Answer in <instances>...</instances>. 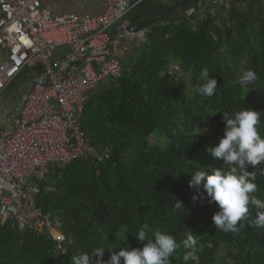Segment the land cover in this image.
Segmentation results:
<instances>
[{
	"label": "trees",
	"instance_id": "1",
	"mask_svg": "<svg viewBox=\"0 0 264 264\" xmlns=\"http://www.w3.org/2000/svg\"><path fill=\"white\" fill-rule=\"evenodd\" d=\"M166 20L149 26L147 45L137 50L120 79L88 95L83 129L92 145L109 150L110 158L76 160L51 171L40 184L38 206L60 218L67 254L56 250L45 228L21 232L10 221L0 224V264H71L72 256L97 247L105 249L107 262L125 247L120 229H127L129 247L143 248L147 241L133 236L145 224L149 238L166 231L181 244L172 264H185L182 241L189 230L199 240V264H264V228L246 224L238 233L218 230L212 222L218 205L208 202L202 186L203 201H194L196 189L188 184L194 171L204 167L212 174L224 166L207 151L224 135L217 112L254 108L261 113L258 131L264 137V0L253 8L234 4L226 15ZM242 59L245 71L258 76L243 87L232 71ZM174 65L181 69L178 78L169 75ZM204 68L218 81L212 97L194 91L203 83ZM197 127L209 131L197 135ZM158 133L165 146L155 142ZM248 170L255 171V195L264 200V164ZM175 198L185 208L174 211Z\"/></svg>",
	"mask_w": 264,
	"mask_h": 264
},
{
	"label": "built area",
	"instance_id": "2",
	"mask_svg": "<svg viewBox=\"0 0 264 264\" xmlns=\"http://www.w3.org/2000/svg\"><path fill=\"white\" fill-rule=\"evenodd\" d=\"M46 0H0V99L19 78L29 88L0 110V224L21 232L45 228L55 248L67 252L60 218L38 206L41 182L76 160L110 158L92 145L82 125L91 91L124 73L121 52L144 48L151 27L134 24L129 13L147 0H106L103 13L58 14ZM187 16L226 13L236 0H194ZM168 20L159 21L165 25ZM179 66L169 75L178 78ZM0 107H7L3 103Z\"/></svg>",
	"mask_w": 264,
	"mask_h": 264
},
{
	"label": "clouds",
	"instance_id": "3",
	"mask_svg": "<svg viewBox=\"0 0 264 264\" xmlns=\"http://www.w3.org/2000/svg\"><path fill=\"white\" fill-rule=\"evenodd\" d=\"M199 79L203 83L194 91L203 97H212L217 90V79L210 75L207 68L201 70ZM257 79L256 72L249 69L243 72L238 83L243 87ZM217 113L222 114L225 124L224 135L217 146L209 147L207 151L212 157L222 160L224 166L214 169L212 174H208L202 167L203 170H196L190 175L189 187L196 189L197 193L192 199L202 202L206 193L208 202L218 205L212 222L224 233H238L246 224L264 228V200L255 195L259 190L255 182V171L248 170L264 164V137L258 131V126L262 123L261 113L252 107L234 113L228 111ZM197 129V135L208 131L207 128ZM201 186L204 193L200 192ZM182 208H185L183 203L175 198L173 210ZM252 210L255 211L254 219H250ZM147 229L148 225L145 224L133 236L138 241H147L143 248L129 247V235L123 234L127 231L123 228L118 232L121 233L119 238L124 241L125 247L118 253L113 252L107 262L102 259L105 249L97 247L91 252H81L72 256L71 264H172L170 258H175L181 244L177 242L175 236L166 231L157 230L149 238ZM182 244L184 248L182 259L185 264L188 262L199 264L200 244L193 231H188ZM65 252L67 250L62 253Z\"/></svg>",
	"mask_w": 264,
	"mask_h": 264
},
{
	"label": "crops",
	"instance_id": "4",
	"mask_svg": "<svg viewBox=\"0 0 264 264\" xmlns=\"http://www.w3.org/2000/svg\"><path fill=\"white\" fill-rule=\"evenodd\" d=\"M260 0H236L240 7H257ZM45 5L54 6L55 13H73L79 17L92 13H103L107 7L106 0H50L45 1ZM195 7L194 0H147L140 6L135 7L130 13V20L139 27H148L151 24L168 19L170 17L186 16ZM50 8V7H49ZM137 55V51H122L120 56L124 67L130 66ZM125 69V68H124ZM19 83V82H18ZM27 83V84H26ZM30 86V80L23 77L19 85ZM13 103H10V105Z\"/></svg>",
	"mask_w": 264,
	"mask_h": 264
},
{
	"label": "rangeland",
	"instance_id": "5",
	"mask_svg": "<svg viewBox=\"0 0 264 264\" xmlns=\"http://www.w3.org/2000/svg\"><path fill=\"white\" fill-rule=\"evenodd\" d=\"M50 1H52V2H54V1H56V0H50ZM62 1H64V0H62ZM49 7H50V9H52L54 12H55V10H54V6H50L49 5ZM232 71H233V73H234V75L235 76H237V77H239V79H240V77H241V75L243 74V72H245V59H242V61H241V63H240V65H239V67H232ZM185 77V81L187 82V85H189V81H190V77H189V75H185L184 76ZM27 84V83H26ZM108 84H109V81H106V82H104L102 85H101V88H104V87H106V86H108ZM22 86V87H21ZM29 88V87H28ZM28 88H26V86L24 87V85L23 84H21V85H19V83L17 82V84H15V87H13V94L15 95V94H19V93H23L24 91H26ZM10 102L11 101H9L8 102V104H7V107H4V108H2V107H0V110L1 111H3V112H5V113H8L9 112V110H10V108H9V105H10ZM207 129H208V131H209V128L208 127H206ZM202 129H204V128H202ZM208 131H206V132H204V133H208ZM162 137V138H161ZM163 136V134L162 133H158L155 137H154V139H157L155 142L156 143H158V144H160L161 146H165V140H166V138Z\"/></svg>",
	"mask_w": 264,
	"mask_h": 264
},
{
	"label": "flooded vegetation",
	"instance_id": "6",
	"mask_svg": "<svg viewBox=\"0 0 264 264\" xmlns=\"http://www.w3.org/2000/svg\"><path fill=\"white\" fill-rule=\"evenodd\" d=\"M20 80H23V78H19L17 81L11 84L7 90H5L2 98L0 99V105L3 103L8 104L9 101H11L10 103H15L20 98L22 93L15 94V95L13 94V87H15V84H17V82L20 83ZM9 106H12V104Z\"/></svg>",
	"mask_w": 264,
	"mask_h": 264
},
{
	"label": "water",
	"instance_id": "7",
	"mask_svg": "<svg viewBox=\"0 0 264 264\" xmlns=\"http://www.w3.org/2000/svg\"><path fill=\"white\" fill-rule=\"evenodd\" d=\"M10 107V106H9Z\"/></svg>",
	"mask_w": 264,
	"mask_h": 264
}]
</instances>
